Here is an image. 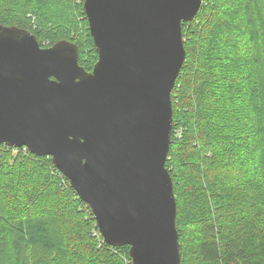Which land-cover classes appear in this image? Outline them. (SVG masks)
Masks as SVG:
<instances>
[{
    "label": "trees",
    "instance_id": "trees-1",
    "mask_svg": "<svg viewBox=\"0 0 264 264\" xmlns=\"http://www.w3.org/2000/svg\"><path fill=\"white\" fill-rule=\"evenodd\" d=\"M84 1L0 0V26L76 42L92 71ZM183 37L166 162L181 264H264V0H203ZM24 147L0 143V264H132L52 157Z\"/></svg>",
    "mask_w": 264,
    "mask_h": 264
},
{
    "label": "water",
    "instance_id": "water-1",
    "mask_svg": "<svg viewBox=\"0 0 264 264\" xmlns=\"http://www.w3.org/2000/svg\"><path fill=\"white\" fill-rule=\"evenodd\" d=\"M203 0H85L98 52L43 47L0 26V143L48 155L88 205L104 241L132 264H181L177 202L166 167L172 91L186 60L183 23Z\"/></svg>",
    "mask_w": 264,
    "mask_h": 264
},
{
    "label": "built area",
    "instance_id": "built-area-1",
    "mask_svg": "<svg viewBox=\"0 0 264 264\" xmlns=\"http://www.w3.org/2000/svg\"><path fill=\"white\" fill-rule=\"evenodd\" d=\"M175 136H176L177 138L181 136V133H180V130H179V129L176 130V132H175ZM23 149L26 150V147H24Z\"/></svg>",
    "mask_w": 264,
    "mask_h": 264
},
{
    "label": "rangeland",
    "instance_id": "rangeland-1",
    "mask_svg": "<svg viewBox=\"0 0 264 264\" xmlns=\"http://www.w3.org/2000/svg\"><path fill=\"white\" fill-rule=\"evenodd\" d=\"M176 130H178V128H177ZM27 148H28V147H27ZM27 150H28V149H26V152H27ZM166 162H167V161H166Z\"/></svg>",
    "mask_w": 264,
    "mask_h": 264
}]
</instances>
